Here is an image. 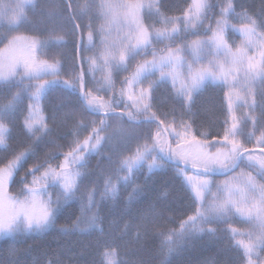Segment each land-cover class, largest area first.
<instances>
[{
    "label": "trees",
    "instance_id": "trees-1",
    "mask_svg": "<svg viewBox=\"0 0 264 264\" xmlns=\"http://www.w3.org/2000/svg\"><path fill=\"white\" fill-rule=\"evenodd\" d=\"M69 2L71 13L68 8ZM106 3L129 6L140 4V19L149 32L153 29L170 31L175 26L179 29L176 33L177 38L183 39L186 36L189 41L211 37V32L204 35V28H207L209 23L215 27L217 20L224 21L222 27L226 33L229 29L235 31L239 27L251 26L253 21L259 24L261 16L264 15V0H202V3L215 4L214 11L209 14L201 9L197 24H202L203 27L193 28L189 25L185 33L184 13L193 5L194 0H31L16 19L19 24L14 25L13 20L0 27V36L4 35L2 46H7L16 38L36 39L41 43L38 54L40 61L48 64L60 62L59 83L44 89L38 101H33L28 93L23 95L14 123L9 126V131L4 133L7 145L24 151L29 143L28 134L24 129V117L28 115L27 108L30 103L34 106L33 131L36 135H42V132L37 131L41 128L40 117H43V123L52 129L50 139L54 140V143H48L49 138H46L38 149L41 158L45 153H56V160L53 161L55 165L63 160V154L70 150V144L74 146L75 141L78 140L83 144L86 138L92 137L89 143L90 145L95 143L91 124L95 121V125L99 126L105 113L93 112L89 109L82 113V118L73 116V112L80 109L81 72L85 74L86 92H91L92 96L103 97L104 101H109L115 94L116 99L121 101L115 108L117 116L125 111V104L129 106V110L135 112L131 109L133 101L127 98L121 100L119 95L121 85L126 77L133 75L139 64L145 60H152L153 49L159 50L169 44V41L154 43L147 49L146 54L141 53L134 59H126L118 72H112V87L109 88L105 84V76L110 71V66L106 65V58L109 53L118 51L120 42L110 31V9L103 7ZM228 3L233 5L232 9L221 14V5L226 6ZM114 9L117 10L115 16L119 15L122 21L131 25L130 21H126L123 13L128 8ZM195 11L193 8L192 13ZM208 15H211V21L206 18ZM77 24L81 28L78 29ZM89 31L92 33L91 39H89ZM193 32H197V35H192ZM129 33L130 29L127 30V34ZM150 39L155 40V36H150ZM192 52L188 50L181 54L187 59L188 54L191 57ZM187 60L189 61L190 58ZM92 61H95L94 66ZM171 70L168 66L166 72ZM184 70L185 62H181L177 67V78L174 81L171 75L161 78L160 70L148 66L140 76L142 83L134 85L131 91L136 93L140 87H147L148 81H157L153 92L154 110L161 115L168 113L169 120L174 114L177 124L183 117L184 122L192 125V135H195L197 140L201 139L197 135L198 132L208 131L209 142H222L225 120L229 129L235 123L236 131L239 132V135L230 136V139L246 140L247 133L253 131L250 116L256 117L255 137L260 136L261 131L264 130V80H257L253 84L254 107L251 100L246 105L243 99H236L237 93L241 96L245 94V89L238 87L236 91L230 93L224 85L209 82L194 93L191 110L184 111L183 97L178 91L177 82L178 76L182 77ZM73 74L77 77L75 92L63 86V81L69 80ZM52 79L54 77L48 78V80ZM38 82L27 80L23 83H14H18L20 88L30 87L34 92ZM16 91L17 88L12 89L13 93ZM225 93H230L232 96L231 114ZM57 105L55 123H53L54 106ZM87 107L85 104V108ZM0 123L4 121L0 120ZM130 124H139V127L130 128ZM102 127L103 130L99 132L103 138L101 145L95 149L89 147L84 152L87 167L80 169L76 166L77 171L89 172L86 177H77V183H81L83 187L84 184H90L94 180L96 196L99 199L100 193L104 190L105 180L111 178L117 186V197L113 199L109 195L102 201L95 221L81 225L83 231L60 232L61 227H69L71 224L68 219L69 212H75L78 208L77 204L72 203L70 208L66 206L65 210L57 215L53 227L41 233L18 232L11 235L3 233L0 239V264H58V262L59 264H240L244 258V249L237 241L249 242L248 233L253 230L254 218L249 219L247 216L233 212L230 220L213 221L211 224L202 223L200 227H203L205 232L199 234L191 244L183 246H175V239L169 242L160 235V232L179 229L181 220H186L188 215L195 214V196L187 177L210 179L212 186L206 197L210 202L213 194L224 196L223 190L217 192L216 185L219 182L224 183L225 180L237 177L242 170L249 171V169L238 168L225 179L205 177L202 174L198 175L197 171L170 164L161 156L157 148L155 158L159 167L153 166L151 171L149 170L148 165L152 162L150 153H145V159L133 165V179L142 185V191H133V185H125L122 179L127 168L119 170L121 177L119 183L116 182L115 172L120 161L133 156L138 145L142 146L145 143L134 133H142L149 125L142 120L129 122L127 116H124L123 121L109 118ZM151 129L154 133L155 125H151ZM255 137L251 138L247 145L250 149L257 146ZM163 139L172 149H177L178 137L165 136ZM193 145L196 144L184 141L181 142V149L195 152L192 154L195 156L197 152L192 148ZM209 151L215 153L216 148ZM6 155L5 147L0 146V168L7 163ZM33 162L25 164L24 169L18 172L14 170L13 179L8 185V195L18 200L24 199L21 190L25 189V184L21 182V177ZM27 183L31 185L32 176L27 177ZM151 204L162 210V216L157 220L152 217L149 208ZM162 221L166 223L162 224ZM208 227L217 229L214 238H210L207 233ZM231 228L237 230L235 234L230 231ZM169 243L175 250L171 252L168 250ZM260 257L264 258V252L260 253Z\"/></svg>",
    "mask_w": 264,
    "mask_h": 264
},
{
    "label": "snow or ice",
    "instance_id": "snow-or-ice-1",
    "mask_svg": "<svg viewBox=\"0 0 264 264\" xmlns=\"http://www.w3.org/2000/svg\"><path fill=\"white\" fill-rule=\"evenodd\" d=\"M103 7L113 9L117 7L131 8L133 6L106 3ZM139 7L140 5L134 6L135 10L131 12L132 22L136 25L134 34L127 37V42H121L117 52L109 53L106 58V65L110 66V71L105 76V84L109 88L112 87V72H118L126 59H134L141 53L146 54L147 49L154 43H163L168 40L169 44L159 50L153 49L151 53L152 60H145L142 64H139L133 75L126 77L122 83L119 93L121 100L127 98V100L133 101L131 109H134L135 112L129 110V106L125 104V111L117 116L115 108L119 106L121 101L116 99L115 94L109 101H104L103 97L92 96L91 92H86L85 74L81 72L79 76L80 109L74 111L73 116L82 118V113L90 109L93 112L103 111L105 117L100 120L99 126L95 125V121L91 124L92 132L95 134V143L90 145L89 141L92 137L86 138L83 144L78 140L75 141L74 146L70 144V150L63 154V160L58 161L55 165L53 161L56 160V153H45L42 158L39 155L38 149L46 138H49L47 140L48 143H54V140L50 139L52 129L43 123V117H40L41 128L37 129V131L42 132V135L37 136L36 132L33 131V123L35 121L33 120L34 106L32 103L28 105V115L24 117V129L28 134L29 141L25 146V150L20 151L7 145L4 133L8 132L9 126L14 123L16 111L25 93L30 94L33 101H38L40 93L44 89L59 83L60 62L56 61L53 64H48L45 61H40L39 65H37L35 60L31 62L28 60L23 61V75L39 78L38 72H46L54 77L53 80L39 83L34 92L30 87L20 88L18 83H14V78L18 75L15 69L20 61L9 63L6 70L0 72V120L4 121V123H0V146H4L7 153L5 156L7 163L0 168V233L9 235L18 232L41 233L49 227H53L57 215L64 211L66 206L70 208L72 203L77 204L78 208L75 212H69L68 219L71 224L69 227H61L60 232L68 233L70 230L83 231L84 229L81 228L82 224L94 222L101 202L108 198L109 195L113 199L117 197V186L111 178L106 179L104 190L100 193V198L97 199L96 182L93 180L90 184H84L82 187L81 183H77V177H86L89 172L82 173L77 171L76 166H79L80 169L87 167L84 152L89 147L95 149L101 145L103 138L99 132L103 130L102 126L107 119L116 118L123 121L124 116H127L129 122L142 120L149 125V127L144 128L142 133H134V135H138L140 139H143L145 143L142 146L138 145L133 156L120 161L115 172L116 182L119 183L121 179L119 170L127 168V172L122 179L125 185H133V191H142V185L136 183L133 179V165L144 160L145 153H150L152 162L148 165L149 170L151 171L153 166L159 167L155 158L157 148L161 156L168 160H174L177 167L181 163L184 165L192 164L197 169V174H202L205 177L216 171L231 173L238 168L249 169V171L242 170L237 174V177L225 181L222 186L216 185L217 192L223 190L226 195L217 196L213 194V199L210 202L204 195L206 190L210 191V179L204 178L193 181L191 176L187 177L188 183L192 187V193L195 196V214L188 215L186 220H181L179 229H167L166 231H161L160 235L164 236L169 242L175 239V246H183L184 244H191L198 238L199 234L205 232V229L200 227L202 223L211 224L213 221L230 220L233 212L251 219L253 213H255L253 230L248 233L249 242L237 241L244 249V258L240 261V264H264V258L260 257V253L264 252V130L261 131L259 137H255L256 117H249L252 120L253 131L247 133L248 139L240 141L230 139V136L239 135V132L236 131L237 125L235 123L229 129L227 127L228 122L225 120V134L222 142L211 143L208 139L210 132H198L197 135L201 139L197 140L196 136L192 135V125L184 122L183 117H181L180 123L177 124L174 114L172 119L169 120L168 113L161 115L154 110L153 92L157 86V81H148L147 87H140L136 93L131 91L134 85L142 83L140 76L148 66L159 69L161 78L171 75L175 81L177 78V67L182 62L181 53L190 50L195 54L211 45L212 47L208 49V53L213 56V59L209 63L220 67L221 74L225 76V84L229 88L239 86L241 89L246 90L243 96L237 93L236 99H243L246 105L251 100L254 107L255 92L253 84L257 80H264V15L261 16L259 24H257V21H253L250 28L243 30L245 39L233 51V48L226 42L222 27L223 20H217L215 27H212L211 23H209L208 27L204 28L205 36L208 32H211V37L208 39L189 41L186 36L183 39L177 38L176 33L179 29L175 26L170 31L153 29L152 32H149L139 21ZM215 7V4L200 3L194 0L193 5L184 13L185 33L188 31L189 25L193 28L203 27L202 24H197V20L200 19L199 13L201 9L211 14ZM232 7L231 3L226 6L221 5V14L231 10ZM68 8L71 13L70 2L68 3ZM193 8L196 10L195 13H192ZM206 18L211 21V15ZM76 27L78 29L81 28L79 24ZM191 34L197 35V32ZM152 35L155 36V40L150 39ZM91 38L92 33L89 31V39ZM37 43L31 45L33 53L36 50ZM171 44L176 46L172 47L170 46ZM246 49H255L260 59L257 60L255 55L249 56ZM220 53H223V60L229 65L228 72H225L224 65L217 59ZM92 64L94 66L95 61H92ZM167 66L171 67L172 70L170 72L164 71ZM232 71L240 72L242 75L241 79L235 76L231 77V80L235 81V83H230L228 79V74ZM206 77H210L213 81L219 79V75L209 72L206 68L194 70L191 64L188 65V83L182 86L184 89L182 93L184 111L191 110V105L194 102V93L201 88ZM76 79L75 74L71 75L69 80L63 81V86L75 92ZM19 83H23V81ZM13 88H17L15 93L12 92ZM225 95L229 100V114H231L233 109L232 96L230 93H225ZM85 104L88 106L87 108H85ZM55 107H58V105L54 106L53 123H55ZM233 120H235V117H233ZM151 125H155L154 133ZM129 127L138 128L139 124H130ZM176 129L182 130L177 131ZM165 136L179 138L177 149H172L167 144V141L163 139ZM190 136L191 139L189 140ZM253 137L256 138L257 146L250 149L247 145ZM184 141L195 143L198 146L195 156L181 149V142ZM229 145L231 146L228 147ZM212 148H216L215 153L209 151ZM30 161L34 162L31 163V166L26 169L24 176L21 177V182L25 184V189L21 190L24 199L18 200L16 197L8 195L9 181L13 179L14 170L18 172L20 169H24L25 164ZM36 173H40V175H36ZM28 176H32L31 185L27 183ZM236 193L240 194L239 197L236 196ZM41 196H45L47 199L41 201L39 199ZM38 202L42 210L36 213L34 209ZM149 208L154 220L162 216V210L157 209L155 204L149 205ZM161 223L166 222L162 221ZM206 231L210 238H214L217 233L215 227H208ZM230 231L235 234L237 230L231 228ZM168 250L170 252L175 250L171 243L168 244Z\"/></svg>",
    "mask_w": 264,
    "mask_h": 264
},
{
    "label": "rangeland",
    "instance_id": "rangeland-1",
    "mask_svg": "<svg viewBox=\"0 0 264 264\" xmlns=\"http://www.w3.org/2000/svg\"><path fill=\"white\" fill-rule=\"evenodd\" d=\"M30 1L31 0H0V27L4 24L11 23L13 20H14L13 21L14 25L19 24V22L16 19L20 17L21 13L27 7V4ZM196 2L202 3V0H196ZM118 3L119 2L117 1V4ZM136 5H140V4H134L132 5L133 7L128 8L123 12L124 18L126 19V21H130L131 25L122 21L119 15L115 16L117 13V10H115L114 8L110 9L109 11L110 31L112 34L118 37L120 45H121V42L127 41V37H128L127 30L128 29H130L132 32H135L136 25L132 22L133 18H132L131 12L135 10L134 6ZM138 14H139V21L141 23L139 8H138ZM250 27L251 26L239 27L235 31L229 29L226 31V33H224L226 37V42L229 44L230 47L233 48V51H235L236 46H239L241 42L245 39L243 30H246L247 28H250ZM36 42H38L36 41V39L22 37L21 39L16 38L10 41L9 44L4 47L2 46L4 44V35L2 34L0 36V72L5 71L9 63L13 61H20V63L17 65L15 69L18 75H16V77L14 78V82L34 80V81H39L38 83H41L43 81H50L48 80V78L53 77V76L50 73H46V72H38L37 75L39 76V78H34L33 76H30V75H23V72H24L23 61L28 60L29 62H31L32 60H35L36 64L39 65L40 58L38 57V54L40 52L41 43L40 42L37 43V47L34 53L31 51V45ZM211 47H212L211 45H208L203 51H201L205 53L206 55L200 52H197L195 54L192 52L191 57H190V55L188 54L187 59L190 58V60L187 62L185 66V73H186L185 77H179V79H177V82L179 83L180 81L182 86L188 83V80H187L188 65L191 64L194 70L206 68L208 69L209 72L219 75V79H217L216 81H213L210 77H206L202 86H204L206 83L214 82V83H220L221 85H224L230 93L236 91L239 86H237L236 88H229L228 85L225 84V76L221 74L220 67L217 66L216 64L209 63V61L213 59V56L209 55L208 53V49ZM246 51L249 56L255 55L257 60L260 59L259 54L255 51V49H246ZM217 59H219L220 63L224 65L225 72H228L229 65L224 62L223 53H220ZM182 62H184L183 59H182ZM232 76H235L238 79L242 78V75L240 72H236V71L229 72L228 79L230 83H235V81L231 80ZM182 90L184 91L183 87H182ZM192 148H194L196 152L198 151V146L193 145ZM190 153L194 154L195 152L194 153L190 152ZM188 166L193 167L192 164H188ZM219 172L220 171H216L214 173H219ZM198 179H202V178L196 177L195 179H193V181L198 180ZM225 181H229V180H225ZM223 184L224 183L219 182L217 185L222 186ZM211 186L212 185L210 184L209 188H211ZM208 193L209 191L206 190L204 193L205 197L208 196ZM225 195L226 193L224 192V196ZM239 195H240L239 193H236L237 197H239ZM39 199L43 201L47 199V197L41 196ZM41 210H42L41 205L38 202L34 211L36 213H39ZM252 218L255 219V213H253ZM1 237H3V233H0V239Z\"/></svg>",
    "mask_w": 264,
    "mask_h": 264
}]
</instances>
